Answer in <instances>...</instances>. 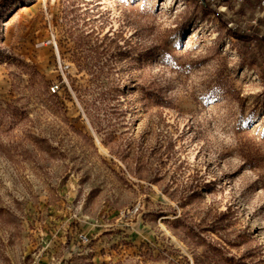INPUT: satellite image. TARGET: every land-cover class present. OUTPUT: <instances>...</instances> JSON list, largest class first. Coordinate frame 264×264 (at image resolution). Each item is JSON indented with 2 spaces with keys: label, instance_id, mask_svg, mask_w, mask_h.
Here are the masks:
<instances>
[{
  "label": "rangeland",
  "instance_id": "rangeland-1",
  "mask_svg": "<svg viewBox=\"0 0 264 264\" xmlns=\"http://www.w3.org/2000/svg\"><path fill=\"white\" fill-rule=\"evenodd\" d=\"M0 264H264L258 0H0Z\"/></svg>",
  "mask_w": 264,
  "mask_h": 264
},
{
  "label": "built area",
  "instance_id": "built-area-1",
  "mask_svg": "<svg viewBox=\"0 0 264 264\" xmlns=\"http://www.w3.org/2000/svg\"><path fill=\"white\" fill-rule=\"evenodd\" d=\"M260 5L264 7V0H260Z\"/></svg>",
  "mask_w": 264,
  "mask_h": 264
},
{
  "label": "trees",
  "instance_id": "trees-1",
  "mask_svg": "<svg viewBox=\"0 0 264 264\" xmlns=\"http://www.w3.org/2000/svg\"><path fill=\"white\" fill-rule=\"evenodd\" d=\"M259 4H260V0H258Z\"/></svg>",
  "mask_w": 264,
  "mask_h": 264
}]
</instances>
